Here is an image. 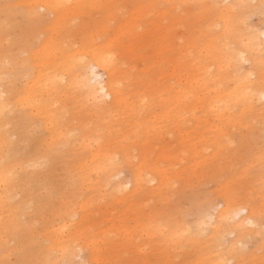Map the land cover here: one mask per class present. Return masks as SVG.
Here are the masks:
<instances>
[{
  "label": "bare ground",
  "instance_id": "bare-ground-1",
  "mask_svg": "<svg viewBox=\"0 0 264 264\" xmlns=\"http://www.w3.org/2000/svg\"><path fill=\"white\" fill-rule=\"evenodd\" d=\"M155 1L142 0L138 2L137 10L142 8V20L147 16L146 4ZM180 1L186 3L188 0ZM195 1L200 4L203 2V0ZM212 1L214 2V0ZM122 2V0H102L100 3L97 0H9L8 2L0 0V29L6 30L5 26L10 22L16 26L13 18L17 17L18 5L25 7L28 14V25L17 26L20 30L13 26L11 30L7 31L8 35L9 32L11 34L9 37L11 45L6 47L5 41L8 38L0 35V85L4 89L0 91V211L5 212L4 218H0V264H57V261H52L49 258L53 250L51 243L53 236L50 237L49 233L57 229L54 224L55 219L61 220V232H65L69 228L73 237L82 238L85 247L88 248V260L91 261V264H111V258L105 255V247L115 246V241L111 238L114 233L122 237V248L135 254L131 264L147 263L144 248L135 244V235L153 236L154 233L161 235L155 236V246L151 256L154 255L162 264H174L169 255L171 254L170 248L179 245V241L174 242L176 239H185L190 243V246L182 251L181 264H214L217 260L224 264L227 259H233L234 264H245L242 260L251 254L245 253L242 245L238 244L239 242L244 244L247 241H252L253 249L264 250V235H262L264 232L262 230L264 208L258 204L257 197L250 194H246L245 199L239 201L232 192L227 190L225 182L218 184L219 186L215 189L206 190L203 187L202 183L205 179L215 174V167L218 171L221 168L220 164L224 161L225 154L221 144L214 148V155L199 154L201 160L209 163L206 170H199L197 162L177 170L174 173L177 183L174 188L170 186V178L166 176V173L156 170L154 172L156 181L150 184L149 190L157 203L152 204L148 216H145L143 212L137 216L136 201L129 198L130 195L138 191L142 184L146 183V178L142 175L144 164L136 163L129 152L123 157V163L129 165L130 179L126 183L121 181L112 183L113 189H107V187L110 178L117 174L115 168L118 165L110 152L104 154L102 165L99 164L96 167L88 166L87 157H83L80 166L82 173L74 179L73 189L69 188L72 176L64 183L55 184L45 190V196L41 194V187H44L45 183H39L35 187L29 184L32 180L36 182L37 178L36 173L32 177L27 167L43 163L49 159V153L52 152L54 146L61 145L60 137L54 133V122L50 121L51 101L40 102L39 99H44L50 94L55 98L63 88L64 91L60 94L65 99L69 98L71 101H75L74 95L78 90L92 100L95 116H100L101 122L108 124L111 128L119 123V118L115 116L112 105L125 103L129 96L144 84L138 73L135 80H131L128 76L125 78L128 62L117 64V55L115 56L110 51L114 47L123 54L120 57L124 60L128 58L144 60L141 51L142 43L138 42L141 33L137 28L138 18L134 15L135 10L132 9L129 19L120 22L122 19L119 4ZM231 4L218 13V18L222 23V33L227 38L232 36L231 27L226 18L228 9L241 10L248 14L256 7L264 5V0H259L257 4H254V0H234ZM207 5L210 7L209 2ZM41 8L45 9L50 17L43 16L44 18H42L39 13ZM95 8L96 17L92 18L90 11ZM157 15L159 19H163L167 17L168 12L159 9ZM186 18L191 19L186 26L192 39L199 37L192 34V31L198 26L201 32L210 34L205 44L211 46L214 53L200 59V67H203L208 59H216V55L225 61L232 59V49L221 47L220 34L216 33L214 20H210V16H207L203 7L198 8ZM87 19L90 20L87 21ZM111 21L117 24L113 36L99 45L98 50L90 49L97 43L96 37L106 36V26ZM42 23L43 25H41ZM167 25V23L163 24L165 31L160 36V43L168 41ZM39 30H44L45 35L39 45L34 46V37ZM181 36H183L182 33L177 38ZM162 46L163 44H160V47ZM260 46L264 49V39L261 38V33L257 30L253 31L250 39L245 37L243 41L239 38L238 45L235 47V51H237L235 58L239 68L243 61L248 59L242 53H248L251 57V67L258 68L261 72L264 55L260 57L258 54ZM22 52L28 53V61H22ZM56 55L66 59L68 68L55 73L50 80L45 81V89L40 91L41 97L38 98L34 87L41 79L45 68L50 67V65H44L43 62L49 59L54 60ZM30 67L34 68V75L31 74ZM94 67L100 68L106 74L105 81L87 82L86 76L92 74ZM148 68L144 67L143 70ZM250 71V69L243 70L242 77H249ZM195 78L199 85L207 87L208 94L222 100L223 91L220 84L215 82L212 77L205 78L197 73ZM63 79L65 80L63 81ZM183 79L186 81L188 77ZM123 80L135 87L124 90L121 86ZM242 80L245 81L244 78ZM212 82H215L216 85L208 87ZM243 87L247 88V84H244ZM187 91L191 97L196 93V89L190 85L187 86ZM254 91V97L251 99L260 103L264 98V79H258L254 83ZM201 94L203 99L204 93L201 92ZM106 96L110 97L109 104L103 100ZM143 98L142 96L141 100L145 103L147 100ZM261 103L263 109L264 102ZM13 106L16 108L13 109ZM11 110L12 112H10ZM37 116L43 118V131L38 130ZM212 118L217 122L212 123L208 118L198 117L203 128L215 127L214 137L216 139L230 133L233 122L230 112L223 111L221 114L213 115ZM112 119L115 120L114 123L111 122ZM199 120H195V123H198ZM130 121L136 123L137 120ZM13 126L15 127L13 128ZM84 131L80 134H84ZM13 136L15 139H12ZM186 138L185 135H182L183 141ZM24 140H27L28 144H23ZM193 143L195 141L191 144ZM191 144L187 145V150L198 154L196 147H191ZM99 157L100 154L96 158ZM210 166H212L211 170H209ZM91 185L97 186V189L91 188ZM86 187L102 194H114L111 198L112 203L121 204L122 207L119 211H111V214L107 215L102 207L96 206L95 208L100 207L101 211L98 221L93 210L88 208L87 198L85 202L77 204L72 211L67 210L72 204L75 192ZM37 190L39 195L44 197L43 202H47L49 205L48 208L47 204L45 205L38 198ZM18 193L22 195V200L14 201V196ZM215 198L222 199V205L216 208L210 202L215 201ZM33 199L36 201L29 216L27 215L25 220H21L19 212L22 201L30 202ZM181 200H186L187 205L179 204ZM210 209L213 210L210 212ZM74 211L80 212L82 219L91 217L86 225L75 230L71 229L68 216ZM192 213L193 219L188 222L186 216ZM212 217L214 222L209 235L200 239L199 230L207 219ZM36 222H40V224L36 226ZM103 224L107 227H102ZM92 227H96V231L86 232ZM189 228L193 229L194 233L184 237ZM223 231L233 234L230 240L226 239L228 240L226 256L213 250V244L219 237L221 241H224ZM96 233H99V236L94 238ZM39 236H42V239ZM47 239L50 241L49 243L46 242ZM11 241H13L12 246L10 245ZM74 245L68 244L67 246L69 249L67 254L73 264L76 262L74 257L78 255V249H74ZM136 258H140L141 261L136 262Z\"/></svg>",
  "mask_w": 264,
  "mask_h": 264
},
{
  "label": "rangeland",
  "instance_id": "rangeland-1",
  "mask_svg": "<svg viewBox=\"0 0 264 264\" xmlns=\"http://www.w3.org/2000/svg\"><path fill=\"white\" fill-rule=\"evenodd\" d=\"M8 1L5 0V2ZM101 1L97 0L98 3ZM122 1L119 4L122 19L120 22L129 19L132 9L135 10L134 15L138 18L137 28L141 33L138 37V42L142 43L141 51L144 60H141V58L124 60L120 57L123 54L114 47L110 51L115 56L117 55V64L124 61L128 62L124 74L125 78L128 76L131 80H135L138 73L144 84L134 91L125 103L121 102L112 105L115 116L119 118V123L111 128L108 124L101 122L100 116H95L96 112L93 111L92 100L78 90L74 95L75 101H71L69 98L65 99L60 94L64 91L63 88L55 98L54 95L50 94L44 99H39L40 102H45L44 100L51 101L50 121L54 122V133L57 137H60L61 145L54 146L52 152L49 153V159H46L43 163L27 167L32 177L36 173L37 178L36 182L32 180L29 184L35 187L39 183H45V186L41 187V194L45 196V190L50 189L55 184L64 183L72 176L69 181V188L73 189L74 179L78 177V174L82 173L80 172V166L82 165L83 157H87L88 166L96 167L99 164L102 165L104 154L110 152L118 165L115 168L117 174L110 178L109 186L107 187V189H113L112 183L117 181L126 183L130 179L129 165L123 163V157L129 152L136 163L142 162L144 164L142 175L146 178V183L142 184L138 191L130 195L129 198L132 201H136L135 211L137 216L141 212L148 216L151 212L152 204L157 203L149 190L150 184L156 181L154 179L156 170L164 171L166 176L170 178V186L174 188L177 184L174 179V173L177 170L184 166H189L193 162H197L199 170H206L209 163L201 160L199 154L214 155V148L221 144L225 154L224 161L220 164L221 168L218 171L215 167V174L205 179L202 183L203 187L206 190L215 189L219 186L218 184L225 182L227 190L232 192L239 201H243L246 194H250L253 197H257L258 204L264 208V108H261V102H264V98L260 103H256L254 99H251L255 93L254 83L258 79H264V65L260 72L258 68L251 67L249 54L242 53L248 59L244 60L241 68H239L240 66L235 58L237 52L235 47L238 45L239 38L243 41L245 37L250 39L253 31L257 30L261 33V38L264 39V5L256 7L248 14L241 10L233 11L228 9L226 18L229 21L232 36L227 38L222 33V23L218 18V13L227 5H232L231 3L234 0L218 2L214 0L215 3L212 0H203L202 4L195 0H188L186 3L180 0H172L170 2L156 0L146 4L147 16L143 20L141 19L142 8L137 10L138 2L142 0ZM208 2L210 7L207 5ZM257 3H259V0H254V4ZM200 7L206 10L210 20H214L216 33L220 34L219 43L221 47L232 49V59L230 61H225L216 55V59H208L203 64V67H200L199 60L206 58L210 53H214L212 47L205 44L210 34L201 32L198 26L192 31V34L199 37L192 39L186 26L190 19L186 17L191 16ZM159 9L168 12L166 18H158L157 12ZM16 11L18 12L17 17L16 19L13 18L16 26L10 22L8 23L9 25L5 26L6 30L0 29V35L8 38L5 41L6 47L11 45V39L9 38L11 34L9 32L8 35L7 31L11 30L13 26L20 30L17 26L28 25V14L25 7L18 5ZM96 12V8L90 11L92 18L96 17ZM39 13L42 18H44L43 16L45 18L50 17L45 9L41 8ZM89 20L87 19V21ZM165 23L168 24V41L167 43H160V36L165 31L163 26ZM116 25V23L111 21L106 26V36L96 37L95 41L97 43L90 49L98 50L99 45L106 41L107 38L113 36ZM36 33L38 34L34 37V46L39 45L45 35V31L39 30ZM181 33L183 36L177 38ZM134 41L138 43L136 40ZM160 44H163V46L160 47ZM258 54L260 57L264 55L262 46H260ZM21 56L22 61H28L27 52H22ZM66 62V59L59 55L54 56V60L49 59L43 62L44 65H50V67L45 68L40 77L41 79L34 87L38 98L41 97L40 91L45 89L44 82L50 80L55 73L68 68ZM144 67L149 68L143 70ZM246 69L251 70L247 78L242 77V72ZM30 72L34 75L33 67H30ZM197 73L205 78L212 77L215 82L220 84L223 91L222 100H218V97L208 94L207 87L205 88L204 85H199L195 78ZM184 77H188V80L185 81ZM86 80L88 83L103 82L106 80V74L100 68L94 67V71L86 76ZM215 82L210 83L208 87L216 85ZM244 84H247V88L243 87ZM188 85L196 89L193 97L187 91ZM121 86L124 90L135 87L124 80ZM3 90L0 85V91ZM201 92L204 93L203 99ZM142 96L144 100H147L145 103L141 100ZM103 100L107 101L108 104L110 103L109 96H106ZM222 102L224 103L222 104ZM12 108L15 109L16 107L13 106ZM26 110L29 109L26 108ZM223 111L230 112L233 122L230 127V133L216 139L214 137L215 127L203 128L198 117H205L210 122L216 123L217 120L213 119L212 116L221 114ZM132 119H136V123L130 121ZM42 120V117H36L38 130L41 129L43 131ZM195 120H199L198 123H195ZM111 122L114 123L115 120L112 119ZM83 130H85L84 134L81 135L80 132ZM182 135L187 137L186 140H182ZM12 139H15V136ZM187 139H190V141H187ZM193 141L195 143L191 144ZM23 144H28V141L24 140ZM188 144H191V147H196L198 154L188 151ZM98 154H100V157L96 158ZM211 169L212 166L209 167V170ZM90 187L97 189L95 185ZM37 194L38 198L43 202L44 197L39 195L38 190ZM113 195L102 194L87 187L82 188L75 192L72 204L67 210L72 211L77 204L85 202L87 198L89 201L87 204L89 205L88 208L93 210L94 216L98 221L101 216L100 207L103 208L107 215H110L111 211H119L122 207L121 204L112 203L111 198ZM20 199L22 200L20 193L14 196V201ZM35 201V199L30 202L22 201L19 212L21 220H25L26 216H29ZM221 201V198H215V201L210 202L216 208L222 205ZM43 203L47 204V202ZM179 204L186 206L187 201L181 200ZM98 205L100 207L95 208ZM48 207L49 205L47 204ZM212 210L210 209L209 211L211 212ZM4 214L5 212L0 211V218H4ZM68 216L70 218V227L73 230L82 228L91 218L82 219L80 218V212L77 211L70 213ZM192 219L193 213L186 216L188 222ZM213 222L214 218L212 217L208 218L203 224L198 233L200 239L209 235ZM39 224L40 222H36L35 225L38 226ZM54 224L57 229L49 233L50 237L53 236L51 240L53 250L50 253V260L57 261V264H71L72 262L67 254L69 252L67 246L68 244H75L74 249H78V255L74 257L75 264H91V261L88 260V248L85 247L82 238L73 237L71 232H69V228L65 232H61V220L55 219ZM102 227L107 226L103 224ZM262 230H264V225ZM88 231H96V227H92L86 232ZM193 233V229L189 228L184 237ZM157 235L161 234L154 233L153 236H146V234L135 235V244L142 246L146 253V264H162L154 255L151 256L155 246V236ZM232 235L228 231H223L224 241H221L220 237L216 240L215 244H213L214 252L222 253L226 256L227 241L232 238ZM98 236L99 233H96L94 238ZM39 238L42 239V236H39ZM111 238L115 241V246L105 247V255L111 258L110 263L131 264L135 254L122 248V237L114 233ZM176 241H179V245L170 248L171 254L169 256L174 264H181L183 260L182 251L187 249L190 243L186 242L185 239L174 240V242ZM46 242L49 243L50 241L47 239ZM238 244L242 245L245 253L251 254L248 258L242 260L243 263L264 264L263 249H253L252 241H247L244 244L239 242ZM10 245H13V241L10 242ZM140 261V258H136V262ZM214 264L222 263L217 260ZM224 264H234V260L227 259Z\"/></svg>",
  "mask_w": 264,
  "mask_h": 264
},
{
  "label": "snow or ice",
  "instance_id": "snow-or-ice-1",
  "mask_svg": "<svg viewBox=\"0 0 264 264\" xmlns=\"http://www.w3.org/2000/svg\"><path fill=\"white\" fill-rule=\"evenodd\" d=\"M262 222H264V215H262ZM262 235H264V232H262Z\"/></svg>",
  "mask_w": 264,
  "mask_h": 264
}]
</instances>
